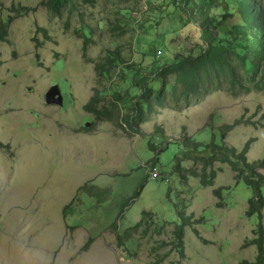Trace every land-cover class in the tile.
<instances>
[{
  "label": "rangeland",
  "instance_id": "obj_1",
  "mask_svg": "<svg viewBox=\"0 0 264 264\" xmlns=\"http://www.w3.org/2000/svg\"><path fill=\"white\" fill-rule=\"evenodd\" d=\"M41 1L0 0V23L6 24L8 33L7 40L0 41V141L10 146L9 151L0 149V264L252 261L256 248L244 242L259 219L257 214L245 215L250 189L225 164L215 162L211 167L215 171L211 186L200 185L189 172L181 171V177L173 166L180 149L177 140L183 136L202 143L225 142L237 149L251 139L247 159H260L264 91L233 95L217 90L193 106L157 105L133 127L124 123L121 127L118 123L130 112L133 90L126 95L119 69L127 63L141 66L140 75H151L155 63L151 42L160 41L157 46L163 54L158 60L170 61L169 48L193 46L199 41V28L187 23L168 0H151L149 5L145 0H95L59 16ZM22 7L35 10L16 16L13 9ZM38 27L45 28L51 39ZM74 30L90 37L86 57ZM111 51L118 52L124 64L99 73L96 65L99 69ZM123 72L126 81L128 70ZM50 87L57 89L59 102H45ZM95 90L102 98L99 107L114 109L109 105L113 90L124 96L116 108L117 120H96L84 110ZM235 119L241 123L223 134L220 126ZM91 122L89 132L82 129ZM150 143L165 147L158 152ZM148 163L157 167L158 178H150ZM181 165L200 172L190 161ZM218 187L220 206L212 193ZM261 195L264 198V186ZM72 200L64 216V207ZM180 209L196 222L183 227L184 257L175 247ZM142 211L150 212L142 226L146 232L140 228L126 242L127 251L117 248L116 233L133 226ZM261 213L264 224V207ZM89 237V247L82 250ZM70 255L75 258L68 260Z\"/></svg>",
  "mask_w": 264,
  "mask_h": 264
},
{
  "label": "trees",
  "instance_id": "obj_2",
  "mask_svg": "<svg viewBox=\"0 0 264 264\" xmlns=\"http://www.w3.org/2000/svg\"><path fill=\"white\" fill-rule=\"evenodd\" d=\"M150 1L145 0L148 5ZM168 1L177 7L176 9L187 23L194 24L199 28V41H191L195 44L188 48H179L178 50L169 48L172 58L163 63L158 60L159 55L163 54L158 47L160 41L151 42L150 54L152 61L155 62L151 75L150 73L147 76L140 75L139 68L141 66L135 68L126 63L124 68L128 70L129 77L124 81L126 74L123 72L124 68L119 69L118 78L122 82L121 86H125L126 95L132 93L129 89L133 90L130 112L121 117L123 122L118 123L121 127L122 123L124 126L127 124L129 127H133L152 107L157 105L165 106L167 104L177 109L185 108L198 104L208 94L217 90H225L233 95L249 93L252 89L264 91V0ZM94 2L95 0H42L40 5L46 6L53 15L59 16L63 11L70 14L75 12L80 3L90 5ZM31 10H35V8L13 9L14 13H17L16 16L26 15ZM37 30L41 31L46 39H51L45 28L38 27ZM177 31L175 30L174 33L176 34ZM73 34L82 39V56L86 57L85 52L90 37L85 32L78 30H74ZM7 35V26L1 22L0 41H6ZM158 49L161 50V53L157 56ZM101 64L99 69L96 65L99 73L107 71L110 73L111 70L115 71L121 64H124V60L120 58L118 52L111 51L105 55ZM103 65H107L108 68ZM123 98L124 96L119 90H113L109 105L114 109H110L108 106L99 107L102 98L95 90L83 108L86 112L93 114L96 120L115 121L118 118L117 105L123 101ZM261 117L264 119V114ZM210 118H213L212 114ZM244 122L253 124L249 120ZM240 123V119H235L230 124H222L220 129L225 134ZM93 125L94 122H91L89 126L82 129L89 132ZM250 141L251 139L247 140L241 149H237L225 142L216 143L210 140L202 143L194 141L191 137L183 136L180 141L177 140L180 149L176 155L177 161L173 169L177 170L181 177H184L181 171L189 172L190 175L199 179L200 185L211 186L215 178V171L211 169L213 164L218 162L229 166L235 179L242 181L251 191L245 215L251 217L257 214L259 219L255 229L252 230V237L244 242V245L255 246L256 256L252 261L243 259L238 264H264V224L261 213L264 207V198L261 195V188L264 186V173L261 171L264 169V154L260 159L249 161L247 152ZM155 146H157L155 143H150L151 148ZM160 147L154 149L159 152L165 146ZM0 149L9 151L10 146L0 141ZM182 161H190L193 165H199L200 172L182 167ZM208 168H210L209 171H207ZM83 187L85 185L81 188ZM220 191L221 188L218 187L214 188L212 193L220 199ZM72 202L73 200L64 207V216L65 210ZM221 204L222 200L220 199L216 205L220 206ZM178 214L181 217V224L175 225V247L179 256L184 257L183 227L196 222L193 220V215L186 216L183 209H180ZM149 216L150 212L142 211L141 218L133 226L127 227L121 233L116 231V247L127 251L126 242L134 238ZM146 230L147 227L142 228V232H146ZM195 232L197 231L195 230ZM91 241L92 238L89 237L81 249L86 250ZM174 243L172 242V244ZM128 255L133 257L134 253L129 252ZM160 261L158 259L157 263Z\"/></svg>",
  "mask_w": 264,
  "mask_h": 264
},
{
  "label": "water",
  "instance_id": "obj_3",
  "mask_svg": "<svg viewBox=\"0 0 264 264\" xmlns=\"http://www.w3.org/2000/svg\"><path fill=\"white\" fill-rule=\"evenodd\" d=\"M57 95V89L55 87H50L45 93L46 103H56L59 102V97Z\"/></svg>",
  "mask_w": 264,
  "mask_h": 264
},
{
  "label": "built area",
  "instance_id": "obj_4",
  "mask_svg": "<svg viewBox=\"0 0 264 264\" xmlns=\"http://www.w3.org/2000/svg\"><path fill=\"white\" fill-rule=\"evenodd\" d=\"M161 53L160 49L157 50V56ZM149 164V163H148ZM149 176L152 179H156L159 177V171L155 166L149 164Z\"/></svg>",
  "mask_w": 264,
  "mask_h": 264
},
{
  "label": "crops",
  "instance_id": "obj_5",
  "mask_svg": "<svg viewBox=\"0 0 264 264\" xmlns=\"http://www.w3.org/2000/svg\"><path fill=\"white\" fill-rule=\"evenodd\" d=\"M72 258H73V259L75 258L74 255H73L72 257H71V255H70V257H67L68 260H70V259H72ZM65 262H69V261H65ZM70 262H71V261H70Z\"/></svg>",
  "mask_w": 264,
  "mask_h": 264
},
{
  "label": "clouds",
  "instance_id": "obj_6",
  "mask_svg": "<svg viewBox=\"0 0 264 264\" xmlns=\"http://www.w3.org/2000/svg\"><path fill=\"white\" fill-rule=\"evenodd\" d=\"M161 51V50H160ZM152 166H155L154 164H151ZM156 167V166H155ZM157 168V167H156ZM159 176H160V173H159Z\"/></svg>",
  "mask_w": 264,
  "mask_h": 264
}]
</instances>
